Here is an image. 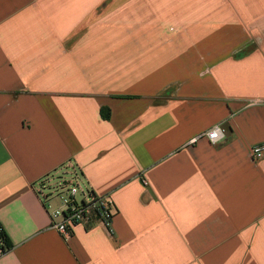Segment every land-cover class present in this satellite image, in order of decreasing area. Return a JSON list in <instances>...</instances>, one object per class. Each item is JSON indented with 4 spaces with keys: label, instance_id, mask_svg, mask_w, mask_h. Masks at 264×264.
Wrapping results in <instances>:
<instances>
[{
    "label": "crops",
    "instance_id": "0c3cea01",
    "mask_svg": "<svg viewBox=\"0 0 264 264\" xmlns=\"http://www.w3.org/2000/svg\"><path fill=\"white\" fill-rule=\"evenodd\" d=\"M261 143L264 0H0V264H264ZM63 173L113 235L52 229Z\"/></svg>",
    "mask_w": 264,
    "mask_h": 264
},
{
    "label": "built area",
    "instance_id": "2783aa9c",
    "mask_svg": "<svg viewBox=\"0 0 264 264\" xmlns=\"http://www.w3.org/2000/svg\"><path fill=\"white\" fill-rule=\"evenodd\" d=\"M214 128V127H213ZM212 128V129H213ZM220 128V126H219ZM210 129L209 131H211ZM221 130V137L216 142H211L206 133V137L211 144H216L224 138ZM215 140V138H213ZM264 157V143L257 144L252 148V158L258 160ZM71 179H60L52 184L50 180L43 182L40 189L47 194L40 197L48 211L51 227L63 237H69L72 227L81 225L87 229L100 225L104 227L110 235L114 234L113 229V202L109 195L97 196L85 189L80 180L71 175ZM52 199H56L58 204H54Z\"/></svg>",
    "mask_w": 264,
    "mask_h": 264
},
{
    "label": "trees",
    "instance_id": "16d2710c",
    "mask_svg": "<svg viewBox=\"0 0 264 264\" xmlns=\"http://www.w3.org/2000/svg\"><path fill=\"white\" fill-rule=\"evenodd\" d=\"M107 116H104L105 118H109V113L106 114ZM12 247L7 235L5 232L0 228V248L3 250L10 249Z\"/></svg>",
    "mask_w": 264,
    "mask_h": 264
},
{
    "label": "clouds",
    "instance_id": "9594fccd",
    "mask_svg": "<svg viewBox=\"0 0 264 264\" xmlns=\"http://www.w3.org/2000/svg\"><path fill=\"white\" fill-rule=\"evenodd\" d=\"M205 135L208 136L211 142H216V140H218L221 137L222 133H221L219 126L216 125L211 131H209ZM213 138H215V140Z\"/></svg>",
    "mask_w": 264,
    "mask_h": 264
},
{
    "label": "rangeland",
    "instance_id": "374dc122",
    "mask_svg": "<svg viewBox=\"0 0 264 264\" xmlns=\"http://www.w3.org/2000/svg\"><path fill=\"white\" fill-rule=\"evenodd\" d=\"M260 12H262L261 10H259ZM71 179L72 178V176H71V174H61L60 175V177L58 176V178L57 177H54V179H52L51 180V182H52V184H54V183H57L60 179Z\"/></svg>",
    "mask_w": 264,
    "mask_h": 264
}]
</instances>
